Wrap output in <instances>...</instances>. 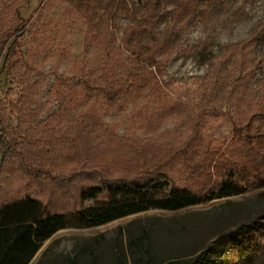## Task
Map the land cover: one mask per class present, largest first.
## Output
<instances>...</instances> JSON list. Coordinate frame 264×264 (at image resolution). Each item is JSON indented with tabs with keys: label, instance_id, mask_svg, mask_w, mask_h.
<instances>
[{
	"label": "trees",
	"instance_id": "trees-1",
	"mask_svg": "<svg viewBox=\"0 0 264 264\" xmlns=\"http://www.w3.org/2000/svg\"><path fill=\"white\" fill-rule=\"evenodd\" d=\"M52 1L42 0L39 11ZM56 1L66 4L65 18L40 13L31 22L23 16L30 0H0V77L12 75L20 89L16 101L0 96V264H29L42 245L64 228L98 226L151 209L175 211L264 188V168L256 166L259 157L264 159V79L253 86L257 77L249 57L253 43L244 40L231 44L204 75L186 82L167 79L164 73L185 27L196 18L219 14L233 0H137L146 12L127 29L120 43L112 21L134 0ZM68 20L74 24L85 21V41L96 47L98 54L76 60L78 88H65L67 77L53 70L51 94L59 99V106L49 116L51 120L42 121L46 102L41 101L39 92L45 80L37 73L36 61L69 53L60 42ZM163 21L165 25L160 27ZM148 89L158 104L151 112L155 119L171 115L176 108H182L184 117L191 119L194 132L177 155L194 178H173L165 165L173 161L171 156L164 164L158 163L151 174L140 177L93 182L86 175V182L68 193L65 185L58 184L67 179L64 172L69 169L61 160L71 161V168L89 167L100 146L94 137L108 131L101 125L98 106L102 110L123 109L133 96ZM89 103L75 122L64 130L57 129L74 109ZM209 113L232 120L231 149L226 150V158H217L219 149L210 148L195 163L194 152ZM14 128L19 139L9 136ZM149 148L150 144H142L140 150L147 153ZM27 157L36 166L32 168ZM57 159L61 165L54 163ZM141 159L146 167L149 159ZM236 171L247 174V179L235 177ZM170 183L168 195L156 197L152 193L156 185ZM35 188L37 194L33 193ZM87 201L94 203L85 205ZM148 236L143 229L131 241V246L147 256L137 257L134 264H248L239 262L231 250L264 251V208L220 234L221 243L235 236L229 248L222 249L220 244L198 247L191 242L180 254L159 262L146 244ZM119 264L127 263L122 260Z\"/></svg>",
	"mask_w": 264,
	"mask_h": 264
},
{
	"label": "rangeland",
	"instance_id": "rangeland-1",
	"mask_svg": "<svg viewBox=\"0 0 264 264\" xmlns=\"http://www.w3.org/2000/svg\"><path fill=\"white\" fill-rule=\"evenodd\" d=\"M41 1L30 0L23 9L25 20L32 22L39 18L40 13H43V17L65 18L66 4L51 0L52 3L50 2L40 12ZM145 12L146 8L141 7L137 0L120 9L112 21L116 26L113 30L118 42L128 28L134 27L140 21ZM205 17V19L196 18L185 27L178 47L169 54V60L164 68L165 77L186 82L193 76L204 75L215 61L222 58L231 44L249 40L254 46L249 57L253 69L257 72L253 86L258 80H263L264 0H233L231 4L223 7L219 14L210 13ZM65 22L68 27L64 30L60 42L68 47L69 53L36 61L37 73L45 80L39 92L41 101L46 102L40 116L42 121L46 119L49 121V116L59 106V99L51 94L55 82L53 70L58 69L59 74L67 77L65 88L69 85L78 88L79 82L75 78L74 67L76 60L87 59L98 54L96 47L85 41L84 20L77 24L69 20ZM165 22H161L159 26H164ZM126 56L127 52L125 58ZM19 90L12 75L4 73L0 77V96L16 101ZM157 105L156 98L148 89L140 95L133 96L123 109L102 110L98 106L101 113V125L108 131L94 137V142L100 145L93 154L95 161H92L89 167L71 168V161L67 158L62 159V162L57 159L54 162L56 165L62 163L64 167H69L64 172L65 178L73 177V174L77 177H74L72 181L59 180L58 184L65 185L70 193L83 185L81 183L86 182L84 180L86 175L91 176L90 180L93 182L102 179L140 177L151 174L158 167V163L164 164L166 157L171 160V156L174 158L173 161L165 165L173 178L178 181L194 178L193 172L185 168L186 165L177 155L194 132L191 119L184 117L185 112L182 108H176L171 115L161 120L155 119L151 112ZM89 107L90 103L74 109L63 125L58 126L57 129H66ZM14 125H17V115L14 117ZM200 135L199 146L194 152L195 156L193 155L195 163L213 148H218L220 151L217 158H226V150L230 148L228 146L233 138V122L224 115L209 113L203 120ZM9 136L19 139L17 129L14 128ZM39 137L42 139V136ZM142 144H150V148L146 150L147 153L140 150ZM54 155H58V152H54ZM144 157L149 159L146 167L141 159ZM27 161L32 168L36 166L31 158L27 157ZM256 164L261 170L264 168V159L259 157ZM234 174L235 177L245 179L248 177L240 171ZM17 176L22 178L23 174L18 172ZM197 180H195L196 183ZM171 186L172 183L158 184L153 188L152 193L156 197H164L168 195ZM33 193L37 194L38 190L33 189ZM93 203L94 201H87L85 205ZM263 208L264 188L175 211L151 209L98 226L68 227L59 230L48 239L29 264H71L72 260H75L76 264H119L122 260L127 264H134L139 256L147 258L141 250L138 251L131 246V241L141 235L143 229L149 232L146 244L159 262L180 254L191 242L196 243L198 247L220 244L222 249L229 248L235 242V236L221 243L220 234L234 228L240 221ZM231 253L239 262L264 264V251L236 253V250H231Z\"/></svg>",
	"mask_w": 264,
	"mask_h": 264
}]
</instances>
